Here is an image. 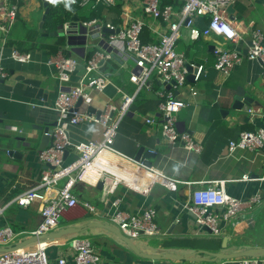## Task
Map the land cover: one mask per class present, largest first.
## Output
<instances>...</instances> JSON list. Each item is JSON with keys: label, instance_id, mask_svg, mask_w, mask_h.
<instances>
[{"label": "crops", "instance_id": "1", "mask_svg": "<svg viewBox=\"0 0 264 264\" xmlns=\"http://www.w3.org/2000/svg\"><path fill=\"white\" fill-rule=\"evenodd\" d=\"M43 3V0H18L16 21L5 36V43L0 31V57L7 73L0 80V227L8 225L16 234L13 244L0 248L11 247L31 238V232L40 222L39 200L23 207L17 205L14 199L39 186L45 166L38 160L41 133L36 129L44 126L52 129L57 119V113L50 107L60 86L54 76V67L48 65L47 60L59 51L76 57L80 63L71 78V83L75 84L84 73V63L93 51H110L105 43L108 31L104 30V26L99 31L87 28L86 45L78 53L66 45L64 37L45 35L47 29L39 27L45 11ZM162 3L179 10L183 0H162ZM75 5L79 9L74 11L72 18L75 17L78 23L97 19L102 24L122 27L129 18H143L146 26L142 35L147 33L148 37L145 43L157 42L159 33L165 29L163 22L146 15L141 0H114L109 5L89 0L86 4ZM232 6L234 12L229 14V18L238 29L240 39L235 44L229 41L226 46L246 52L253 30L259 28L264 36V0H234ZM70 21L62 24H69ZM194 22L203 28L207 24V16L197 17ZM15 26L18 34L12 36ZM216 39L218 36L214 35L192 40L188 29L182 26L177 40V50L184 55L188 64H204L206 67V73L199 81H188V85L173 89L174 95L186 103L177 113V126L202 145L199 154L168 144L161 134L158 91L163 88L167 90L170 86H163L156 74H152L149 78L151 87L138 89L129 80L134 70L131 58L113 53L104 62L102 70L109 73L110 83L102 91L89 90L90 97L79 105L76 102L75 107L97 114L108 103L118 107L122 93L133 96V101L117 126L113 147L118 153L105 152L99 158L106 156L104 160L116 166L115 170L122 168L137 181L142 174H149L128 158H134L139 148H143L140 160H148L152 167L167 177L192 183H177L174 189H170L154 177L150 178L149 186L141 191L131 186L126 177L118 172L104 167L85 170L74 183L72 191L80 201L89 202L95 209L89 211L78 204L60 216L53 232L71 227H84L85 230L53 239L55 242L47 251L51 264L55 263L57 257L71 254L69 241L75 237L90 239L100 255L99 264L152 263L137 256L115 233L91 225L98 223L116 228L110 220L113 208L109 209V204H105L103 199L109 203L120 200V208L130 213H139L147 207L155 209L160 234L149 238L153 243L146 238L132 240L145 253H193L196 259L186 261V264H227L229 260L211 262V257L200 251L236 252L264 246V180L260 179L264 177V148L229 150V143L237 140L241 132L264 129L263 64L244 59L227 77H223L214 68L213 40ZM11 49L31 54V61H13L8 57ZM190 87L195 88L196 95H191ZM236 96L240 98V109L233 106ZM146 118H154L155 122L147 124ZM101 131L100 124L87 120L70 125L68 136L76 144L101 139ZM13 136L22 137L24 141L18 144L12 139ZM30 137L33 138L31 142ZM17 145H20L18 150L21 155L14 157L8 154V150H16ZM147 151L153 152L148 159L145 157ZM74 157L75 153L69 149L65 160L69 162ZM244 174L253 179L242 180ZM75 175L71 173L69 176ZM69 176H64L58 186ZM100 180L104 181L102 190L97 189ZM217 180L224 181L225 191L231 196L246 199L257 193L261 195L258 204L226 223L220 236L208 234L199 228L194 216L183 208L192 190ZM223 237L226 238L225 247L221 245ZM197 258H204L206 262L198 263L203 260ZM261 259L264 264V257ZM174 262L180 264L179 261Z\"/></svg>", "mask_w": 264, "mask_h": 264}, {"label": "built area", "instance_id": "2", "mask_svg": "<svg viewBox=\"0 0 264 264\" xmlns=\"http://www.w3.org/2000/svg\"><path fill=\"white\" fill-rule=\"evenodd\" d=\"M66 1L73 5H82L89 0ZM141 1L146 15L165 24V29L159 33L157 42L142 41L141 35L146 26L143 18H129L122 27L109 23L102 24L97 19H93L80 24L90 28L91 31H99L102 26L108 29L105 43L110 51H93L86 59L84 73L77 83H71V78L80 63L76 57L64 55L59 51L47 60V64L54 67V76L60 86L55 101L50 107L57 113L56 126L49 134L50 144L38 153V160L45 166L39 186L23 192L14 199L17 205L23 207H28L36 200L40 201V222L31 232L32 236L38 237L52 233L58 226L60 216L78 204L89 211L95 209L89 202L80 201L77 198L72 191L73 185L94 160H99L101 154L118 153L113 147V141L119 121L127 113L133 96L122 93L118 107L108 103L97 114L80 111L75 107V103L79 99L82 102L87 100L90 97L89 90L102 91L110 83V75L102 70V66L113 53L133 60L134 70L129 80L138 89L151 87L149 78L152 74H156L163 86H170L167 90L163 88L158 91L161 134L168 144L181 146L196 154L202 151V145L190 133L179 130L177 126V113L186 106V103L174 95L173 89L188 85L187 62L184 55L177 50L180 28L186 27L192 40L218 36V39L213 40L215 42L214 68L223 77H227L235 66L244 59H248L257 60L263 64L262 76L264 78V36L259 28L252 31L246 52L226 46L227 42L235 44L240 39V33L227 12V7L234 0H183L179 10H175L170 4H163L162 0ZM95 2L109 5L114 0H95ZM18 10V0H0V31L3 35V43H5V36L16 21ZM202 16H207V24L199 28L194 20ZM66 25L64 24L63 27L65 28ZM8 57L20 63L31 61V54L17 49H11ZM191 66L195 69L194 73L191 72L193 82H197L206 73V67L204 64H191ZM6 75L0 57V80ZM190 91L193 96L197 94L194 87H190ZM87 120L100 124L101 139L72 143L68 136V127ZM145 122L152 124L155 120L146 118ZM236 148L248 150L264 148V129L241 132L237 140L229 143L230 151ZM66 149H71L75 153V157L69 162L64 159ZM128 159L144 168L146 173L154 176L155 180L160 181L167 188L174 189L177 183L188 185L192 183L167 177L154 167L145 165L143 160ZM46 164L52 168L46 167ZM71 173H76L75 177L69 176ZM64 176L69 177L58 186ZM251 179L253 178L248 174L242 176V180ZM260 179L264 180V177ZM49 190H53L54 193L48 194ZM102 201L109 204V209L113 208L110 212L111 222L129 239H149L160 234L155 221L154 208L147 207L139 213H130L120 208V200H113L110 203L106 199ZM260 201L259 193L246 199L231 196L225 191L224 181L217 180L205 187L192 190L183 208L194 216L199 228L206 226L210 229V234L220 236L226 223H230L242 211L252 208ZM15 237L16 234L11 227L8 225L0 227V246H10ZM54 242L53 239H37L26 246L0 252V264H51L47 251ZM69 248L71 254L57 257L53 264H99L100 262V255L95 251L89 238H72L69 241ZM261 258L240 257L236 259V262L237 264H262ZM151 264L177 263L171 260H159L152 261Z\"/></svg>", "mask_w": 264, "mask_h": 264}, {"label": "water", "instance_id": "3", "mask_svg": "<svg viewBox=\"0 0 264 264\" xmlns=\"http://www.w3.org/2000/svg\"><path fill=\"white\" fill-rule=\"evenodd\" d=\"M44 3V7H45V11L44 14L42 16V20L39 24V27H42L43 22L46 18V15L49 12V6H48V1L47 0H43ZM227 12L229 14H233L234 9L232 4H230L227 7ZM105 31H108V29L104 28ZM86 32H87V28L84 27L83 25H81L80 23L77 22V19L75 17L71 18V21L69 24L66 25V27H63V24H59L57 26V28L52 31L49 32L45 35L48 36H55V35H59L61 37H64L65 39V43L68 47H70V49L76 53H78L79 51H82V49H84V46L86 45V40H87V36H86ZM187 68H188V74H187V80L188 81H192L193 82V74H191V72H195V69L192 68V66L190 64L187 63ZM41 91H39L40 93ZM234 101L233 106H235L236 108H242L241 106V102H240V98L238 96H236ZM82 102L81 99H79L76 103V105H79ZM91 111V110H89ZM88 111V112H89ZM56 126V123L53 124V126ZM53 129V128H52ZM52 129H50L49 126H44V127H38L36 130L38 132L41 133V138H40V145H39V150L45 148L46 146H48L50 144V133L52 131ZM13 140L17 141V143H21L24 141V139L22 137L19 136H13L12 137ZM33 138L30 137L29 140L30 142L33 141ZM20 145H17V149L16 150H8V154L15 156H19L21 155L20 151L18 150ZM144 153L143 148H139L138 152L136 153V155L134 156V160L135 161H140L141 159V154ZM68 154V150L66 149L64 151V159L66 158ZM145 157L148 159L150 156H153V152L151 151H147L145 152ZM145 165L147 166H151L150 162H148V160H144ZM46 167H50L52 168V166H50L49 164H46ZM104 185V181L100 180L97 183V189L102 190ZM92 226H98V227H102L105 228L113 233H115L129 248L130 250H132L137 256H140L141 258H145L151 261H159V260H173V261H194L196 258L194 257L195 254L193 253H187V254H174V253H166V252H162V253H158V254H150V253H145L142 252L141 250H139L136 245L133 243V241L131 239H129L128 237H126L125 235H123L121 233V231L117 228H115L114 226H110V225H104V224H91ZM203 230H205V232H207L208 234L210 233V229L206 226L202 227ZM85 230L84 227H71V228H66L64 230L61 231H57V232H53L47 235H42V236H31V238L24 240L14 246L11 247H6V248H0V252H6V251H10L12 249L18 248V247H23L26 246L30 243H32L33 241L37 240V239H58L61 238L65 235H72V234H76L78 232H81ZM222 247H225L226 245V238L223 237L222 239ZM200 253L203 254H207L208 256H210V261L211 262H217V261H221V260H229V262L227 264H237L235 259H238L240 257H264V246L263 247H255V248H247L241 251H236V252H210L207 250H201ZM200 260H205L204 258H197Z\"/></svg>", "mask_w": 264, "mask_h": 264}, {"label": "trees", "instance_id": "4", "mask_svg": "<svg viewBox=\"0 0 264 264\" xmlns=\"http://www.w3.org/2000/svg\"><path fill=\"white\" fill-rule=\"evenodd\" d=\"M65 3L66 2H64L63 0H48L49 12L46 15V19L42 26L43 28L47 29L48 33L54 31L59 24H62L67 20H70L73 16L74 11L79 9L77 5L70 6V4L68 3L65 4ZM117 6H119V4H117ZM88 18H90V16ZM141 38L143 42L148 41L147 33H145V35H142ZM61 40L62 38H60L58 42L60 43ZM54 49H56V46H54ZM183 262L186 261L184 260ZM205 262L206 261L204 260L198 261V263H205Z\"/></svg>", "mask_w": 264, "mask_h": 264}, {"label": "bare ground", "instance_id": "5", "mask_svg": "<svg viewBox=\"0 0 264 264\" xmlns=\"http://www.w3.org/2000/svg\"><path fill=\"white\" fill-rule=\"evenodd\" d=\"M104 159H106V156L102 155L98 161L92 162L86 170H91L92 167H99V168L104 167L107 170H111L113 172H118L120 175L126 177L127 182L131 186L138 188L141 191H143L144 189H146L149 186L150 178H154V176H152V175H146L145 176L144 174H142V176L137 181H135L134 178H130V176L128 174H126L122 168L115 170L116 166H114L113 164H110L108 161H106ZM102 165H105V166H102ZM52 193H54L53 190L48 191V194H52Z\"/></svg>", "mask_w": 264, "mask_h": 264}, {"label": "rangeland", "instance_id": "6", "mask_svg": "<svg viewBox=\"0 0 264 264\" xmlns=\"http://www.w3.org/2000/svg\"><path fill=\"white\" fill-rule=\"evenodd\" d=\"M12 36H15V35H17L18 34V29L16 28V26L12 29ZM82 235V234H81ZM150 239H148L147 241L149 242V243H153V241L152 240H150ZM148 244V243H147ZM142 248V247H141ZM143 249H145L144 247H143ZM207 251H209V250H207ZM179 263L180 264H186V262H183V261H179Z\"/></svg>", "mask_w": 264, "mask_h": 264}]
</instances>
